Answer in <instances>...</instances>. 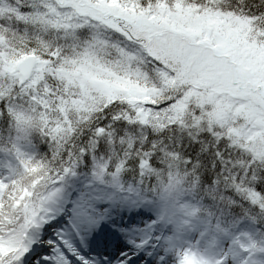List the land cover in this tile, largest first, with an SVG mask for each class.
Here are the masks:
<instances>
[{"label": "snow or ice", "instance_id": "6c2138e0", "mask_svg": "<svg viewBox=\"0 0 264 264\" xmlns=\"http://www.w3.org/2000/svg\"><path fill=\"white\" fill-rule=\"evenodd\" d=\"M0 264H264V0H0Z\"/></svg>", "mask_w": 264, "mask_h": 264}]
</instances>
